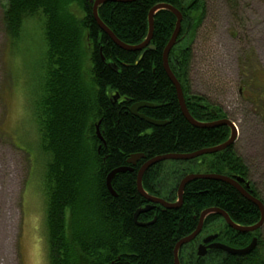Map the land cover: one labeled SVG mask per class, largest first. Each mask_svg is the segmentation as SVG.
<instances>
[{
  "label": "trees",
  "instance_id": "trees-1",
  "mask_svg": "<svg viewBox=\"0 0 264 264\" xmlns=\"http://www.w3.org/2000/svg\"><path fill=\"white\" fill-rule=\"evenodd\" d=\"M95 1L8 0L4 12L5 30L14 43L26 20L36 19L43 27V74L33 117L45 162L42 186L48 263L175 264L177 243L196 231L202 212L210 208L226 212L237 225L257 224L259 209L234 187L202 179L186 186L179 209L155 206L139 214L135 222L136 212L149 204L137 190L144 163L158 156L191 154L221 145L229 140L231 131L226 126L196 128L182 115L176 89L163 66V52L177 23L172 12L161 10L154 17L150 45L155 50L129 52L100 30L93 16ZM228 1L234 9L237 0ZM188 2L185 0L184 9L181 0L106 2L99 6L98 14L121 42L137 46L147 38L148 16L155 6L179 9L183 21L169 65L182 86L188 111L200 122L227 119L222 109L191 91L192 46L207 8L205 0L190 9ZM72 5L79 7L83 18L71 11ZM86 63L90 65L89 78ZM248 67L244 64L249 71L246 85L264 87V72ZM140 102L159 106L143 108L141 114L168 124L155 127L132 115L129 109ZM97 126L102 140L96 134ZM137 154L144 158L132 166L133 171L113 179L117 195L113 196L106 185L107 176L128 166L130 157ZM197 168L204 169L203 174L244 178L252 195L264 204L249 181V169L235 152V144L221 153L192 161H165L149 168L143 176L144 190L176 203L180 182L187 175L201 174L193 171ZM225 224L222 217L208 215L201 234L179 251L180 264H264L263 242L248 256L214 250L197 257L204 234H218V240L231 247L249 245L251 234H241Z\"/></svg>",
  "mask_w": 264,
  "mask_h": 264
},
{
  "label": "rangeland",
  "instance_id": "rangeland-1",
  "mask_svg": "<svg viewBox=\"0 0 264 264\" xmlns=\"http://www.w3.org/2000/svg\"><path fill=\"white\" fill-rule=\"evenodd\" d=\"M7 2L0 0V264H49L45 162L33 117L44 33L40 21L28 19L14 43L3 21ZM205 4V21L192 46L191 91L205 96L237 126L235 152L264 201V87H248L244 69L249 64V70L264 72V0H237L234 9L228 0ZM71 11L84 16L77 5ZM86 73L89 78V63ZM193 171L204 173L202 168ZM260 235L264 244V227Z\"/></svg>",
  "mask_w": 264,
  "mask_h": 264
},
{
  "label": "water",
  "instance_id": "water-1",
  "mask_svg": "<svg viewBox=\"0 0 264 264\" xmlns=\"http://www.w3.org/2000/svg\"><path fill=\"white\" fill-rule=\"evenodd\" d=\"M134 1H137V0H96L94 2V5H93V16H94V19L97 22L100 30L103 33H105L118 47H120L121 49H123L125 51L141 52L146 48H148L149 50H155V48L150 45L152 38H153V34H154V17L156 15V13H158L161 10H168V11L172 12L177 18V23H176L175 31H174L168 45L166 46V48L163 52V66H164V69H165L170 81L172 82V84L174 85V87L176 89L182 115L192 126H194L196 128L215 129V128H219L221 126H226L231 131V136H230L229 140L226 141L225 143L221 144V145L211 147V148H205V149H202L200 151H197V152H194L191 154H184V155H177V154L173 155L172 154V155L158 156V157L153 158V159L147 161L146 163H144V165L140 168L139 173H138L137 190L140 193V195L143 196L149 202V204L146 207L139 209L136 212L135 217H134L135 221H137L139 214L146 213V212L150 211L151 209H153L155 206H161L164 209H168V210L179 209L183 204V195H184V190H185L186 186L189 183H191L195 180H198V179L218 181V182L226 183V184L234 187L241 194V196L243 198H245L246 200L253 203L259 209L260 214H261V219L257 224L252 225V226H240V225H237L236 223H234L232 221V219L229 217V215L220 209L210 208V209L205 210L204 212H202V214L200 216L199 224H198L196 231L194 233H192L191 235L180 240L175 247V250H174L175 264H180L179 251L185 245H188L191 242H193L201 234V232L203 230L205 219L208 215L216 214V215L222 217L223 220L225 221L226 225L229 228L233 229L234 231H237L241 234H251V233H254V232L260 230L264 225V204L261 200L257 199L256 197H254L252 195V192L250 191V183L247 182L244 178L229 177V176L218 175V174H190V175H187L179 184L178 201L176 203H169L163 199L151 196L148 193H146V191L144 190L143 182H142L143 176L149 168H151V167H153V166H155L161 162H165V161H192V160L201 158L203 156L221 153V152L227 150L228 148H230L231 146H233L237 142L238 137H239V131H238V128L235 125V123L230 121L229 119L216 120L213 122H200V121H197L196 119H194L188 111L182 86H181L180 82L177 80L174 73L172 72L170 65H169V55H170V52L172 51V49L176 46V44L178 42V37H179L180 32H181V25H182V21H183V16H182V13L179 9H177L173 6H170V5H166V4H159V5L155 6L150 11L149 16H148L149 31H148L147 38L145 39V41L143 43H141L137 46H129V45H126L123 42H121L112 33V31L102 22V20L99 17L98 8L100 5H102L106 2L127 3V2H134ZM198 1L199 0H190L186 7L188 9H190L195 4H197ZM184 2H185V0H181V3L183 4L182 9L185 8ZM142 56L143 55L140 56L139 60L142 59ZM118 98H119V96L117 95L114 98L115 101H117ZM143 108L156 109V108H159V106L155 105V104H151V103L140 102V103L134 104L129 109V112L132 115L138 117L139 119H141V120L145 121L146 123H148L152 126H155V127H162V126H165L168 124V122H166V121H156V120L150 119V118L146 117L145 115L141 114L140 110ZM96 134H97L98 138L100 140H102V136L100 133L99 126L96 127ZM142 158H144V156L142 154L132 155L130 157V159L128 160V166L117 168V169L113 170L107 176L106 185H107L109 192L113 196H115V197L117 196L116 193L114 192V190L112 189V185H111L115 176L118 174L126 173V172H132L133 171L132 166H135L136 163ZM153 222H151V223H153ZM151 223H148V224H151ZM148 224L138 223V225H140V226H146ZM216 239H217V234L206 237L203 240V243L198 247L197 257L198 258L205 257L208 253V250H220V251L225 252L226 254L231 255V256H248L249 254H251L256 249V247L258 245V238L257 237L254 238L247 247L242 248V249L231 248L229 246H226V245H223L220 243L210 244L211 242L215 241Z\"/></svg>",
  "mask_w": 264,
  "mask_h": 264
},
{
  "label": "flooded vegetation",
  "instance_id": "flooded-vegetation-1",
  "mask_svg": "<svg viewBox=\"0 0 264 264\" xmlns=\"http://www.w3.org/2000/svg\"><path fill=\"white\" fill-rule=\"evenodd\" d=\"M257 199H259V198H257ZM259 200H260V199H259ZM134 220H135V219H134ZM135 222H137V221H135ZM225 225H226V224H225ZM263 227H264V225H263ZM263 227H262V228H263ZM262 228H261V229H262ZM261 229L258 230V231H256V232H254V233H251V238H250V241H249L248 244H250L251 241H252L254 238H256V237L258 238V244H259L260 242H263L262 237H261V235H260ZM214 234H215V233H212V234H204V235H202V236L200 237V239H199L198 247L203 243V240H204L206 237L211 236V235H214ZM213 243H220V244L226 245V244H224V243H222V242H220V241L218 240V234H217V239H216L215 241L211 242L210 244H213ZM226 246H228V245H226ZM229 247H231V246H229ZM231 248L242 249V248H245V247H241V248L231 247ZM197 250H198V248H197ZM211 251H214V250H208V253L211 252ZM216 251H220V250H216ZM221 252H222V251H221ZM208 253H207V255H208ZM224 253H225V252H224Z\"/></svg>",
  "mask_w": 264,
  "mask_h": 264
}]
</instances>
